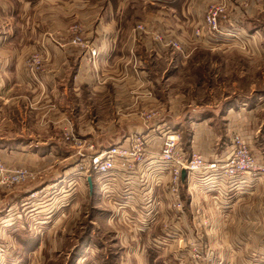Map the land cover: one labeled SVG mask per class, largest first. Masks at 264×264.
<instances>
[{
	"label": "crops",
	"instance_id": "crops-1",
	"mask_svg": "<svg viewBox=\"0 0 264 264\" xmlns=\"http://www.w3.org/2000/svg\"><path fill=\"white\" fill-rule=\"evenodd\" d=\"M216 4L226 6L227 17L236 22L231 27L241 35L246 34L242 19L253 18L260 8L255 0H0V146H29L25 162L19 152L12 153L18 161L1 158L38 170L40 183H46L1 187L0 251L6 252L0 264H46L54 249L70 264V257L86 250L84 240L91 237L84 234L85 219L99 227V204L93 201L97 187L106 193L109 221L118 225L107 245L103 238L96 239L103 258L115 257L108 244L113 239L125 247L126 264H134L137 258L143 264H183L185 258L187 264H209L208 257L212 264H264V173L254 185L247 176L229 178L213 169H183L181 213L169 191L170 169L160 158L164 129L169 133L188 130L187 150L207 164L228 159L236 133L246 136L254 150L260 149L256 106L248 108L241 102L204 116L193 102L180 108L182 96L174 90L165 95V82L173 84L184 72L205 66V59H194L199 50L254 54L250 45L218 43L209 34L196 35L208 9ZM191 20L199 23L191 24L195 30L187 44L176 32L184 31ZM74 22L82 29L80 45L71 42ZM138 23L146 25V32L135 29ZM156 33L184 42L183 51L157 41ZM34 55L41 58L40 68L30 64ZM226 62L239 73L236 83L244 81L250 64H256L245 58ZM165 96L173 98L166 103ZM213 112L221 123L223 118L227 122L218 127ZM68 128L74 129L75 137L99 148L130 146L138 135L145 141L146 160L133 170L110 171L107 179L88 168L77 170L79 181L73 180L72 185L63 181L47 185L53 156L67 159L54 147L61 145L62 131ZM89 155L84 153L81 161L86 164ZM257 161L264 164V156ZM91 173L93 188L88 190L96 213L89 217L87 212L85 217L76 185L83 177L88 181ZM122 207L128 208L125 220L132 222L131 211L140 215L133 223L135 231L130 225L128 229L134 256L124 243L126 222L117 216ZM146 222L157 226L164 222L169 234L153 235L151 228L139 232ZM180 230L176 239H168ZM197 248L202 254L198 260L192 258Z\"/></svg>",
	"mask_w": 264,
	"mask_h": 264
},
{
	"label": "rangeland",
	"instance_id": "rangeland-1",
	"mask_svg": "<svg viewBox=\"0 0 264 264\" xmlns=\"http://www.w3.org/2000/svg\"><path fill=\"white\" fill-rule=\"evenodd\" d=\"M257 2V4L260 5V8H258L257 11H255V16L253 18L249 17V18H243L242 19V24L246 27V31H245V35H241V33H239V31L233 30L234 28H232L231 24H236L235 20L230 19L229 17H222L220 19V25L221 26V33L217 34V35H213V34H209L211 37H213L215 40H217L216 42H239L241 44H243L244 46L248 47V45L253 47L254 50V54H245L243 52H240L238 50H229L226 52H222V50H199L197 51V53L194 56V59H205L206 64L205 66H198L197 68H194L192 70L188 72H184V74H182L180 76V78L178 80H176L173 84L170 82H165V95H166V91H170L171 93H173V90L180 94L182 96L181 99L178 98V101L180 103L179 107L182 108V104H187L189 102H193L195 105H199L201 108V111H204L203 114L204 116L211 114L209 113L210 110L212 109H220V110H224V108L226 106H229L231 104L233 105H241V102H245V106L250 108V107H257V112L255 113L256 115V120L255 122H258V124H261V128H260V132H259V148L257 149L251 146L253 153L256 157V159L258 160V157L260 158L262 155L264 156V0H255ZM245 6L247 5V3H243ZM248 6H246L247 8ZM259 11V12H258ZM68 13H73V11H69ZM232 20V21H231ZM181 23L184 25V21L182 20ZM198 24L199 21L194 22L193 20L190 21V26L187 27L186 29H181V31H179L180 33L178 34L176 32V35L178 36V38L181 40L183 39L184 41L187 42V44H191V41L193 39V29H194V25L191 24ZM72 25V26H71ZM71 29L76 26L77 24L72 23ZM80 26V25H78ZM230 27V29H229ZM195 30V29H194ZM233 30V31H230ZM238 35V37H235L234 35ZM173 35V34H171ZM221 35H223V37H221ZM174 36V35H173ZM184 44V42H182ZM181 43V44H182ZM182 44V47H183ZM182 52V51H180ZM200 52V53H199ZM199 53V54H198ZM183 55V54H182ZM249 59V61H253L254 63H256L253 67L250 66L248 67V70L250 71L249 74L244 76V81L243 82H235V76L236 74H239L237 72V70H235L234 66H231L230 64H226V59L229 61L228 63H230V61H235L238 59ZM224 62V63H223ZM183 72V71H182ZM239 88L238 91H235V89H237V87ZM240 86H242V89L240 88ZM237 94V95H236ZM227 95H232L230 97H226ZM185 97V98H183ZM167 98V99H166ZM173 98V96L167 97L165 96V102L169 103L168 101L171 100ZM217 123H218V127L223 126L224 122H227V119L223 118L222 119V123L219 120V114L216 112H213ZM202 114V115H203ZM249 118H252L254 116H250L247 115ZM71 130V132L75 133L74 129L72 128H68ZM64 130L62 131V139L63 141H61V145L60 146H56L54 148H56L57 150L55 151L56 153L60 152L63 154V156H67V159H57L56 157H54V159L52 160L53 162H50V165H54L52 168V172L51 174H49L46 178H47V185H53V184H58L60 182L63 181V184H67V185H72L73 180L74 181H79V178L77 177V170H87L90 167V156L95 153V152H100L103 150L108 149L109 147L106 148H102V147H97L87 141H82L83 142V147L80 148L77 144H75L73 141L71 140H67L66 136H65V132L68 130ZM179 133H178V132ZM175 131L177 132V134L180 137V146L182 147L183 152L186 155H190L189 151L187 150L186 144H187V140L189 138V134L190 132L188 130H183L180 131L179 129ZM164 133V139H166V137L171 134L167 131V129L163 130ZM75 136V135H74ZM234 136V135H233ZM138 137V135L133 137V140ZM246 137V136H244ZM77 138V137H76ZM79 139V138H77ZM247 139V138H246ZM80 140V139H79ZM247 141L249 142V140L247 139ZM250 143V142H249ZM132 144V143H131ZM251 145V144H250ZM111 147V146H110ZM25 149H29V146H17V147H13V146H0V164H3L5 167L8 168H28L30 170H32L33 172H35L37 174V177L35 180H30V181H26L24 183L21 184H17V185H12V186H18V185H37V184H41L40 180L38 179L40 173L38 170L31 168V167H27L26 165L20 166V165H13V164H9L5 161V159L3 160L1 157L3 155V157H5L6 159H8L9 161H13V160H17V158H13L12 153H18V157L19 159L23 160L22 162L26 161L25 156L28 154V152ZM32 149V147H31ZM39 150V149H38ZM3 151V152H1ZM49 152V151H48ZM81 153H85V155H87V153L89 155V160L88 162L85 164L84 162L81 161V158L84 157ZM53 153V151H52ZM195 154V153H194ZM70 170V169H74L72 170L70 173L68 174H64L62 173L64 170ZM122 169V168H119ZM124 170V169H123ZM65 175V176H62ZM107 175V174H106ZM106 175H102L104 177V179H107L108 176ZM94 176V174H90V177ZM89 178L87 181V178L83 177L82 181L76 185V187L79 189V199H81V201H83V210H84V214L83 216H85V213L88 212V215L90 217V215H92V210H91V196H90V192H89ZM39 181H38V180ZM38 181V182H33V181ZM72 180V181H71ZM92 180V178H91ZM46 184V183H42L41 185ZM10 187H2V188H11ZM81 186V188H80ZM182 186V184H181ZM95 187V186H94ZM97 187V186H96ZM1 189V187H0ZM170 191V190H169ZM180 193H181V189H180ZM106 194V193H103ZM102 192L98 189V187L96 188V192L94 193L93 196V201L96 202V204H99V208L96 210V216L99 217V221L97 222L98 226L96 225H92L90 224V222L85 219V223H84V234L85 236H88L87 232L89 234H91V237L89 238H85L84 240V244L86 246V250L85 248L83 249V251L81 250L80 252L77 253V255L73 258L70 257V264H121V262L123 264H126V261H124L127 258H124V256L126 257L125 254V247L121 244V242L117 241L115 242L113 239L115 238L114 233H116V231H114L113 229H118V225L117 223H112L111 221H109V215L107 214V212L109 211V205L108 203H106L108 201V199H105L103 197ZM172 196V194H171ZM173 198V196H172ZM184 206V204H183ZM128 210V208L122 207L119 211H118V218H121V220L123 222H126V224L124 225L126 231L125 233V244L127 245V250L128 252L134 256V248H132V250L130 251V241H129V225L132 228V231H135L136 228H134V221L139 219V214L135 213L136 211H131L133 212V214L131 215L130 220H132V222H130L129 220H125L126 218V213L124 211ZM93 212V214H95ZM111 213V212H110ZM125 214L124 216L122 215ZM150 214H152L151 212H149ZM169 215V214H167ZM113 215H111V219L113 220L114 218H112ZM171 216V214H170ZM169 216V217H170ZM86 217V216H85ZM84 217V218H85ZM157 217H159V214L157 215ZM107 220L113 225L108 224ZM115 220V219H114ZM165 222V221H164ZM161 223V225H156L155 223H149L146 222L145 225L142 223L141 228L139 229L137 227V229H139V232L143 233L147 230H149L151 228V230L149 231V233H153V235L156 234H164V236L166 237L167 234H169V232L167 230L170 229V227H166L163 225V223ZM116 224V225H115ZM163 225V226H162ZM94 227V228H93ZM183 230H185L186 227L184 226H180ZM97 231H96V229ZM100 228V229H99ZM176 228V227H174ZM110 229L112 236L109 232H107ZM166 229V230H165ZM138 232V233H139ZM100 233V234H99ZM182 233V230H180L177 234H174V236H168V239L170 240L171 238H177L180 234ZM101 237L103 238L105 244L107 245V239L108 238H113L111 240L112 243L108 242V244H111L113 247V252L115 254V257L113 258H109L107 259L106 257L103 258V253H101L99 251V249H101L100 247L96 246L95 242H97V238ZM168 240V241H169ZM137 241L132 240V244L136 243ZM57 245V243H55ZM81 244V243H80ZM185 244V249H186V243ZM183 244V246H184ZM77 245V243H76ZM122 245V246H121ZM49 246V245H48ZM261 247V246H260ZM69 248H70V243H69ZM5 251V250H4ZM1 252L0 253V257L3 253L5 252ZM57 250H53L52 254L54 253L53 257H49L50 259L48 260V262L46 264H67L66 262V258L64 257H60L59 254H57L56 252ZM48 253V252H47ZM138 253V250H137ZM4 255V254H3ZM75 255V254H74ZM66 262V263H65ZM143 264V260L141 258H137L134 262V264ZM69 264V262H68ZM183 264H187V258L183 259Z\"/></svg>",
	"mask_w": 264,
	"mask_h": 264
},
{
	"label": "built area",
	"instance_id": "built-area-1",
	"mask_svg": "<svg viewBox=\"0 0 264 264\" xmlns=\"http://www.w3.org/2000/svg\"><path fill=\"white\" fill-rule=\"evenodd\" d=\"M227 17L226 6L224 4L212 5L205 16L204 25L196 29L197 36L205 37L207 34L217 35L221 33L220 19ZM139 32H146V25L138 23L135 26ZM71 42L76 45L84 43L81 26H74L71 29ZM238 37V35H234ZM155 39L166 46L171 47L177 51H183L181 42L175 38L168 37L161 33L154 35ZM96 55V50L91 51ZM30 64L40 68L42 61L40 56L34 55ZM67 140L73 141L80 148L83 142L77 139L70 129L65 132ZM232 149L228 159L220 164L213 162L207 164L205 160L198 154L186 155L180 146V137L177 132L169 134L164 140L160 158L164 165L170 169L171 181L169 185L170 192L174 199V207L179 211H184L183 202L181 200V184H182V170L198 171L213 169L220 171L218 175H225L229 178L238 176L250 177L255 183L259 181L261 175L264 173V164L259 163L253 153L250 143L241 133H236L232 139ZM80 154L84 155V153ZM146 160L145 141L138 136L133 140L130 146L115 145L106 150L95 152L90 156L89 171L101 175H106L110 171L117 168L124 170H133L138 164L144 163ZM37 174L28 168H8L0 164V187H10L24 183L26 181L35 180ZM0 252H3L1 249ZM202 256L200 249H195L192 253L193 259H199ZM209 264H212V258Z\"/></svg>",
	"mask_w": 264,
	"mask_h": 264
},
{
	"label": "water",
	"instance_id": "water-1",
	"mask_svg": "<svg viewBox=\"0 0 264 264\" xmlns=\"http://www.w3.org/2000/svg\"><path fill=\"white\" fill-rule=\"evenodd\" d=\"M186 177V170L182 171V178L184 179ZM90 187L93 188V182L91 178H89Z\"/></svg>",
	"mask_w": 264,
	"mask_h": 264
}]
</instances>
